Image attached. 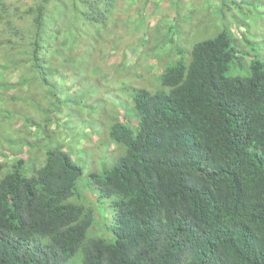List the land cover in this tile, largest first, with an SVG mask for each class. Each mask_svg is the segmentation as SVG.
<instances>
[{"label":"trees","instance_id":"obj_1","mask_svg":"<svg viewBox=\"0 0 264 264\" xmlns=\"http://www.w3.org/2000/svg\"><path fill=\"white\" fill-rule=\"evenodd\" d=\"M48 1L24 9L34 67ZM71 3L98 27L115 11L112 0ZM232 41L224 27L194 43L155 89H133L135 127L127 117L108 126L124 152L89 177L100 196L116 195L111 240L88 237L92 208L67 201L82 167L61 146L0 176V264H74L77 252L80 264H264V65L229 74Z\"/></svg>","mask_w":264,"mask_h":264},{"label":"rangeland","instance_id":"obj_2","mask_svg":"<svg viewBox=\"0 0 264 264\" xmlns=\"http://www.w3.org/2000/svg\"><path fill=\"white\" fill-rule=\"evenodd\" d=\"M72 1L47 2L37 67L27 46L33 23L24 14L31 0H5L9 8L0 10V176L19 159L29 172L47 148L61 146L82 167L67 201L92 208L88 237L111 240L116 195L100 196L89 177L124 152L108 126L127 117L135 127L133 89H155L166 65L187 61L194 43L224 27L236 50L229 74H247L253 59L264 65V0H112L115 11L102 27ZM70 261L80 264L81 253Z\"/></svg>","mask_w":264,"mask_h":264}]
</instances>
